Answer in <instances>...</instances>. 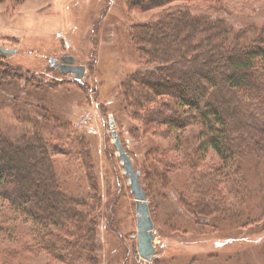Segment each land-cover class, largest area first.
I'll return each instance as SVG.
<instances>
[{
  "label": "rangeland",
  "instance_id": "rangeland-1",
  "mask_svg": "<svg viewBox=\"0 0 264 264\" xmlns=\"http://www.w3.org/2000/svg\"><path fill=\"white\" fill-rule=\"evenodd\" d=\"M129 1L1 0L0 45L16 49L15 55L0 59L4 64L19 62L45 82H52L55 78L45 71V66L51 65L50 59L61 62V57L74 55L75 64L86 66V75L81 79L89 87L85 91L75 83L63 84L57 80L53 85L44 82L47 87L42 89H23V93L11 88L9 99L3 98L0 103V128L9 129L10 135L21 134L13 103L23 104L26 109L21 110L23 116L34 117L33 120L44 124L59 147L51 158L65 192L93 205L96 199H87L91 188L85 178L88 171L85 166L90 164L86 163L83 148L90 153L92 166H99L96 172L99 199L92 211L90 205L85 207L100 225L101 264H139L136 256L149 264H264V149L244 164L249 189L257 191L258 197L251 195L249 201L241 202L231 177L225 174L216 195L220 211L208 215L199 211L194 215V205L202 198V192L194 189L193 176L217 164L218 158L212 153L201 154L198 166H187L182 161L186 158L188 140L194 134L192 128L185 132L187 140L172 146L169 137L154 136L143 130L134 133L137 125L143 128L141 121L134 119L130 109L124 107L119 93L126 72L139 64L129 29L134 22L145 21L169 5L142 10L129 6ZM222 4L246 17L255 18L264 12V0H222ZM72 75L69 73L67 78L72 79ZM42 99L48 108V118L37 108ZM111 117L113 128L109 125ZM49 118L51 121L47 122ZM59 123L67 130L56 128ZM118 140L139 173L142 189L145 191L144 185L150 193L149 198L145 191L150 213L151 206L154 212L157 248L151 261L142 259L137 250L136 199L116 145ZM169 160L179 166H169ZM151 178H154V191ZM30 188H27L29 198ZM79 190L89 194L79 197ZM5 206V200L0 198L3 212ZM75 207L83 209L79 204ZM111 208L115 226L110 222ZM59 224L63 226L58 225L52 234L76 225L72 220ZM5 227V221L0 218V264H63L46 250L34 253L32 238L38 237L40 227L33 229L26 222L17 228L11 223L12 231L3 234ZM46 233L45 243L55 237Z\"/></svg>",
  "mask_w": 264,
  "mask_h": 264
},
{
  "label": "trees",
  "instance_id": "trees-1",
  "mask_svg": "<svg viewBox=\"0 0 264 264\" xmlns=\"http://www.w3.org/2000/svg\"><path fill=\"white\" fill-rule=\"evenodd\" d=\"M130 5L142 10L169 5L145 21L134 22L129 29L139 64L126 72L119 93L124 107L141 121L143 128L137 125L134 133L143 130L169 137L172 146L187 140L185 132L192 128L194 134L188 140L190 144L182 161L187 166H198L201 154L212 153L218 158L217 164L193 176L194 189L202 192V198L194 205V215L199 211L206 215L220 211L216 195L225 174L231 177L241 202L249 201L251 195L258 197L257 191L249 189L244 164L264 149V12L255 18L246 17L229 10L222 0H130ZM15 54L0 52V59ZM30 71L19 62L6 65L0 60V86L5 87H0V103L3 98L9 99L11 88L23 93L30 87L35 90L47 87L43 78ZM45 71L55 78L45 82L50 85L59 80L63 84L75 83L85 91L89 87L83 79L72 74L69 79V73L51 65L45 66ZM5 77L9 80H4ZM43 100L37 108L48 118ZM13 106L18 108L15 117L21 134L10 135L9 129L0 128V198L6 204L4 212L0 209V218L6 224L3 234L12 231L11 223L18 228L30 222L31 228L41 229L38 237L32 238L34 253L46 250L63 264H101L100 225L85 207L90 205L88 200L65 192L51 158L59 147L44 124L33 120L34 117L23 116L21 110L26 111L23 104L14 101ZM56 128L67 130L61 123ZM82 151L90 164L85 166L88 170L85 178L91 192L83 194L79 190L78 196L89 194L87 199L95 198L96 202L99 166H92L90 153L85 148ZM169 166L179 165L169 160ZM153 181L151 178L152 191ZM28 186L32 188L31 198ZM143 187L150 198L148 189ZM95 202L89 206L91 211L97 206ZM76 204L83 209L77 210ZM109 213L115 226L112 208ZM67 220L74 221L75 227L52 234L58 225L63 226L60 222ZM46 232L55 236L47 243ZM136 260L149 264L138 256Z\"/></svg>",
  "mask_w": 264,
  "mask_h": 264
},
{
  "label": "water",
  "instance_id": "water-1",
  "mask_svg": "<svg viewBox=\"0 0 264 264\" xmlns=\"http://www.w3.org/2000/svg\"><path fill=\"white\" fill-rule=\"evenodd\" d=\"M0 52L4 54H14L16 49L5 48L0 45ZM76 56L66 55L61 57V62L56 58H51V66L59 68L63 73H71L77 78H83L86 75V66L84 64H75ZM109 125L111 128L114 126V118H110ZM114 135V134H113ZM119 148L120 157L123 160L125 174L130 180V186L136 199V212H137V237H138V253L139 256L149 261L157 252L154 244V221L152 219L149 204L147 202L146 192L142 189L139 179V173L135 170L131 157L123 149L119 140L116 143Z\"/></svg>",
  "mask_w": 264,
  "mask_h": 264
}]
</instances>
